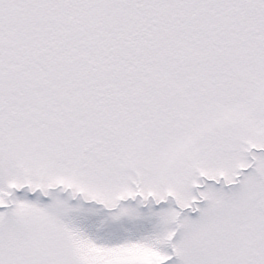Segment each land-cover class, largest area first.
Segmentation results:
<instances>
[{"label":"snow or ice","instance_id":"1","mask_svg":"<svg viewBox=\"0 0 264 264\" xmlns=\"http://www.w3.org/2000/svg\"><path fill=\"white\" fill-rule=\"evenodd\" d=\"M0 264H264V0H0Z\"/></svg>","mask_w":264,"mask_h":264}]
</instances>
